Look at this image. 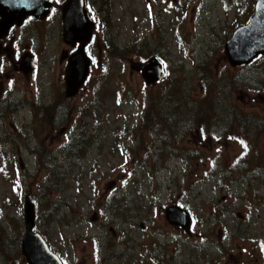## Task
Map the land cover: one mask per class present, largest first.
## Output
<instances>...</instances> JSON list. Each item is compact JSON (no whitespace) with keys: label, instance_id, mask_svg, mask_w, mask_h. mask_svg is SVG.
I'll list each match as a JSON object with an SVG mask.
<instances>
[{"label":"rangeland","instance_id":"374dc122","mask_svg":"<svg viewBox=\"0 0 264 264\" xmlns=\"http://www.w3.org/2000/svg\"><path fill=\"white\" fill-rule=\"evenodd\" d=\"M255 1L90 0L94 61L70 97L56 16L13 45L32 72L0 49V264H28L26 198L64 264H264V57L224 53Z\"/></svg>","mask_w":264,"mask_h":264},{"label":"water","instance_id":"95a60500","mask_svg":"<svg viewBox=\"0 0 264 264\" xmlns=\"http://www.w3.org/2000/svg\"><path fill=\"white\" fill-rule=\"evenodd\" d=\"M52 0H0V37L6 35L8 28L20 24L28 15L44 18L51 7ZM76 0H67L63 11L65 43L74 46L81 41L77 51L72 53L65 68V96L75 95L84 83L89 71V59L83 45L90 39L93 26L81 13ZM81 5V1L79 6ZM67 10V11H66ZM79 26V27H78ZM224 53L231 66L246 65L258 55H264V0H256L250 20L238 26L225 41ZM24 71L32 70V57L29 54L19 61ZM147 83L159 81L163 69L157 57L144 61L138 67ZM165 218L173 225L181 226L190 232L191 217L189 212L178 205L164 209ZM24 230L21 236L22 253L28 264H62L59 256L50 249L40 232L35 231V210L28 198L23 206Z\"/></svg>","mask_w":264,"mask_h":264},{"label":"flooded vegetation","instance_id":"af4514ba","mask_svg":"<svg viewBox=\"0 0 264 264\" xmlns=\"http://www.w3.org/2000/svg\"><path fill=\"white\" fill-rule=\"evenodd\" d=\"M81 1V5L79 6V3ZM66 2L67 0H60L59 1V4L58 5H54L53 4V9L50 11L49 15L40 20V19H37L36 17L34 16H30L28 15L20 24H16L14 23L8 30L7 34L4 35V36H1L0 37V49H3V50H7L8 49V46L6 45V43H10L11 45V53L13 51V59L11 60V65L14 66H18V60L19 58L21 57L22 53L24 51H30L27 49V47H25L24 49H19L21 50L19 53H16L13 49V45L14 43L18 42L17 38H24V41H26L28 39V32H27V29L30 25V23H28L29 21H32L34 20L35 22H38V21H45L47 19H50V18H54L55 16L59 19V25H60V32H61V37L64 41V38H63V31H64V22H63V11L65 9V5H66ZM77 2V6L80 8L81 10V13L87 17L88 19V22L89 24H91L93 26V28L91 29V35H92V38H93V32L97 26V22L99 23V19L98 17H95L97 14V12L95 11V8L92 6V4L90 3V0H76ZM67 11V10H66ZM89 14L91 16V18L95 21V27H94V23L92 21V19L89 17ZM93 31V32H92ZM91 38V40L89 42L86 43L85 45V51L87 53V55L89 56V58L91 59V64H92V61L93 58H92V54L90 53V49L93 50L92 48V45L94 44L92 41L93 39ZM65 43V41H64ZM66 46L68 45L69 47L66 49V48H63L62 51H61V61H64L65 62V66L67 64V61H68V58L69 56L77 49V47L79 46V44H81V41H78L76 42V44L74 46H71L67 43H65ZM16 53V55L14 56V54Z\"/></svg>","mask_w":264,"mask_h":264},{"label":"trees","instance_id":"16d2710c","mask_svg":"<svg viewBox=\"0 0 264 264\" xmlns=\"http://www.w3.org/2000/svg\"><path fill=\"white\" fill-rule=\"evenodd\" d=\"M125 51V49H123V52ZM262 57H264V55H261V56H258V58L260 59V58H262ZM242 122H250V121H248L247 119H245V121H242ZM162 136V135H161ZM160 136V137H161ZM233 182H235V181H233ZM23 183V182H22ZM20 184H21V181H20ZM40 185L41 184H38V187H40ZM43 185H44V183H43ZM47 187V186H46ZM43 188V187H42ZM43 193L44 194H47L46 193V190H45V188L43 189ZM44 194H42V196L44 197ZM59 199V197L57 196V198H56V201Z\"/></svg>","mask_w":264,"mask_h":264}]
</instances>
